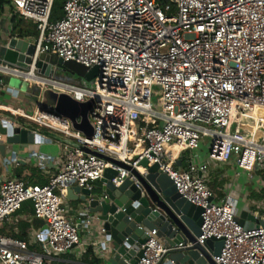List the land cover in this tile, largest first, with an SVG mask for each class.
Returning a JSON list of instances; mask_svg holds the SVG:
<instances>
[{
	"label": "built area",
	"instance_id": "2783aa9c",
	"mask_svg": "<svg viewBox=\"0 0 264 264\" xmlns=\"http://www.w3.org/2000/svg\"><path fill=\"white\" fill-rule=\"evenodd\" d=\"M54 1L62 2L58 19L52 15ZM10 13L34 24L38 37L23 39L34 45L26 69L0 64V95L16 99L22 93L6 84L14 77L41 88V103L46 91L91 103L86 118L92 135L86 137L52 107L43 111L36 105L30 113L4 108L25 123L0 121L31 131L34 143L49 142L59 150L57 156L28 154L39 172L48 175L53 169L43 185L0 180V229L26 201L32 218L42 223L24 239L0 235V264H62L61 258L78 247L80 254L92 247L100 257L109 240L87 209L70 206L67 190L92 193L94 183L104 185L105 169L116 172L115 187L125 179L138 186L136 175L146 177L153 165L183 199L202 208L195 243L222 242L219 255L212 257L215 264H264V216L255 212L249 226L240 225L238 198L231 192L216 198L209 186L212 164H231L249 179L259 176L264 185V0H10ZM40 54L97 67L95 88L41 75ZM203 141L202 162L191 157L185 168L177 166ZM171 147L177 148L176 157L168 153ZM0 162L7 168L19 161L13 153L0 156ZM156 232H146L136 264H162L173 250Z\"/></svg>",
	"mask_w": 264,
	"mask_h": 264
},
{
	"label": "water",
	"instance_id": "95a60500",
	"mask_svg": "<svg viewBox=\"0 0 264 264\" xmlns=\"http://www.w3.org/2000/svg\"><path fill=\"white\" fill-rule=\"evenodd\" d=\"M33 51L32 43L10 37L0 44V64L27 66ZM36 67L45 77H49L53 68L57 67L76 74L85 81L94 79L98 72L97 67L87 69L75 61H63L54 55L45 54L39 55ZM7 85L27 94L20 79L8 78ZM43 100L47 107H52L56 113L71 119L79 131L86 137H91L92 128L86 118L91 103L79 104L66 95H55L49 91L44 92ZM45 105L38 103L37 107L46 111L48 108ZM77 117L81 118L79 125H76ZM0 137L1 157H5L7 147L34 143L31 131L11 126L5 121H0ZM82 149L86 153H92ZM116 164L123 166L118 162ZM176 164L179 165L180 162L177 161ZM142 165H146V162L142 161ZM116 175L111 169L104 170L100 180L104 185L97 195L79 187L67 190L69 199L79 201L81 208L95 216L96 223L103 229L101 235L109 240L106 247L108 264H136L144 252L141 246L147 238L146 232L153 229L157 231L156 236L163 246L173 249L162 260V264H215L212 257L219 255L222 242L209 239L203 246L195 243V239L201 235L200 215L203 210L183 199L176 192L172 181L158 172L157 165L149 167L148 175L144 178L136 175L138 186L125 179L115 187L111 179ZM103 194L106 198H103ZM246 220L254 221L253 216L246 213L236 217V221L245 227ZM76 228L79 229L78 224ZM186 244L192 245L186 247Z\"/></svg>",
	"mask_w": 264,
	"mask_h": 264
},
{
	"label": "crops",
	"instance_id": "0c3cea01",
	"mask_svg": "<svg viewBox=\"0 0 264 264\" xmlns=\"http://www.w3.org/2000/svg\"><path fill=\"white\" fill-rule=\"evenodd\" d=\"M10 37L11 36L9 35L8 29L4 28L0 32V41L4 40V38L8 39ZM23 95H24L23 93L19 94V96L16 99H14L13 97L6 96L4 94L0 95V112H6L4 108L7 106L13 107V106H10L9 103L18 105L17 107H14V108H21L19 106L23 105V102H22ZM58 150L59 148L57 145H54L49 142L33 143L32 145H16L12 147H7L6 152H5V157L9 158L14 153L18 156L19 162H18V165H13V168L11 169H10L11 166L5 168L1 166L0 164V180L7 178V177H13L17 179L21 178V180H23L27 184H38L39 185L40 183H46L47 177L50 174V172H53V169L50 167L49 174L44 175L43 173L39 172L38 169L35 168L32 160L30 161L27 159L28 154L31 152H39L45 155L57 156ZM168 153L170 154L171 157H176L178 150L175 147H171L168 149ZM193 157H195V155H193ZM204 158L205 157L199 158V159L197 158V160L198 162H202ZM177 166L180 167L181 162ZM220 166H229L233 170V174L231 178L229 179V181L225 182L223 186L218 187L217 191L221 192V194H223L222 192H231L238 198L237 209H235L236 215L239 216L242 213L253 214L255 212H258L260 216H264V201L263 200L256 201L250 198L251 192L258 193L260 190V185H258L260 177L256 176V177L249 179V177L246 174L239 173L238 170L231 164L215 165V167L217 168H219ZM182 168H185V167H182ZM210 178H217V177H213L211 175ZM218 178L221 179L222 177L219 176ZM76 202H79V201L72 200L70 203V206L73 209L78 210L81 204H77L79 205L77 207L72 206ZM256 205H262L263 209H255ZM71 216L74 222L79 225L80 221L77 218V214L72 213ZM24 219H27L29 221V227L25 230L24 237L19 238V234H20L19 223L23 221ZM245 224L249 226L251 222L249 220H246ZM41 226H42V223L40 221L34 220L32 218V214L31 215H22V214L17 215L16 214L9 222H7L3 226V229L0 232V235L10 236V237H14L17 239H24L26 237V232L29 229L31 228L36 229ZM83 242H84V236H83V233L81 232V243ZM89 249H91L92 254H94V249L92 247H90ZM79 251H80V248L78 247L75 249L74 253L62 257L61 263L62 264H84L82 260L85 254H80ZM93 256L96 259L100 260L101 264H108L106 261L107 259L106 252L105 253L102 252L100 257H98L97 255H93Z\"/></svg>",
	"mask_w": 264,
	"mask_h": 264
},
{
	"label": "rangeland",
	"instance_id": "374dc122",
	"mask_svg": "<svg viewBox=\"0 0 264 264\" xmlns=\"http://www.w3.org/2000/svg\"><path fill=\"white\" fill-rule=\"evenodd\" d=\"M9 9H7L5 11V14L0 17V32L5 28V29H10L9 26ZM7 41V38H4V40L0 41L1 43H5ZM20 69H26L25 66H19ZM49 78L55 79L57 81H61V82H66V83H70V84H74L86 89H94L95 88V80H91V81H85L83 78L79 77L76 74L70 73L68 71H65L63 69L54 67L53 68V72L49 75ZM23 85V88H26V92L27 94H24L22 96V102L23 105H20L19 107H22L24 109H26L27 113H30L34 110V108L36 107V105L38 103L42 102V97L41 96V88L39 87H35V85L33 83H29L25 80L20 79ZM30 94V95H29ZM156 99L157 97L153 96L151 98L152 103H156ZM45 105V102L43 103ZM10 106L13 107H17L18 105H14L12 103H9ZM46 108H48L45 105ZM0 118H4V119H9L12 121L17 122L18 119H20L19 117H13L10 115V113H6V112H0ZM22 119V118H21ZM24 121V120H23ZM25 123V121H24ZM19 124H23V122L19 123ZM236 128V124L233 125L232 127V131H234V129ZM205 153H206V141H203L202 144H200V148L194 152H189L187 151V153L184 155L183 158V162L184 165L187 164V159H190L191 157H193V155H195L196 158H203L205 157ZM13 168V166L10 167V169ZM209 173H211L209 175V177H211V175L213 177H217L216 179L218 181L216 182H220V180H223V177L225 179V182L229 181V179L231 178L232 174H233V170L229 167V166H220L219 168L215 167L214 164H212L209 168ZM222 177L221 179L218 177ZM21 179V178H20ZM218 188V186H217ZM214 191V194L216 196V198H219L221 196V192H218L216 188H212ZM101 193V188L98 182L94 183V189H93V194L97 195ZM224 194V192H222ZM80 204V202H76L74 203L72 206L73 207H77ZM3 227L0 229V232L2 231ZM79 236L81 237V232L78 231Z\"/></svg>",
	"mask_w": 264,
	"mask_h": 264
},
{
	"label": "trees",
	"instance_id": "16d2710c",
	"mask_svg": "<svg viewBox=\"0 0 264 264\" xmlns=\"http://www.w3.org/2000/svg\"><path fill=\"white\" fill-rule=\"evenodd\" d=\"M10 8V0H0V17H2L5 14V11ZM52 15L54 18L58 19L62 15V2L61 1H54L53 8H52ZM9 35L11 37H17L19 39H25V40H34L38 37V30L36 29V26L32 24L29 21L24 20L23 18L19 17L16 14L10 13L9 15ZM1 80V76H0ZM7 113V112H6ZM18 123H24L23 119H18ZM181 166L185 167L183 158L181 159ZM216 178H210L209 185L211 188H216L217 186H223L225 183V179L220 180V182ZM44 183H40L39 185H43ZM258 185H260V190L258 193L251 192L250 198L256 201L263 200L264 201V185H262L261 181L259 180ZM222 195V194H221ZM33 212L32 204L30 201H26L22 204L21 208L16 212L17 215H31ZM29 227V221L27 219H24L19 223L20 228V234L19 238L24 237L25 230ZM84 264H101L100 260L96 259L91 249H88V251L85 253V256L82 260Z\"/></svg>",
	"mask_w": 264,
	"mask_h": 264
},
{
	"label": "bare ground",
	"instance_id": "6f19581e",
	"mask_svg": "<svg viewBox=\"0 0 264 264\" xmlns=\"http://www.w3.org/2000/svg\"><path fill=\"white\" fill-rule=\"evenodd\" d=\"M46 118L50 119L48 116H46ZM243 127L246 128V129H249L251 131H255L253 126H252V124H250V123H243Z\"/></svg>",
	"mask_w": 264,
	"mask_h": 264
}]
</instances>
